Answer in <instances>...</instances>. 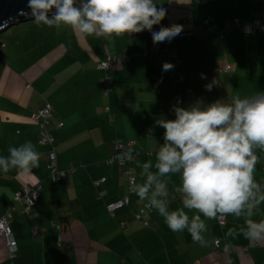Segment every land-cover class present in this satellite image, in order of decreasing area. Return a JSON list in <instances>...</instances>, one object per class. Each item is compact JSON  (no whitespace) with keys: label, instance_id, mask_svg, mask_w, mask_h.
I'll list each match as a JSON object with an SVG mask.
<instances>
[{"label":"crops","instance_id":"obj_1","mask_svg":"<svg viewBox=\"0 0 264 264\" xmlns=\"http://www.w3.org/2000/svg\"><path fill=\"white\" fill-rule=\"evenodd\" d=\"M154 3H164L167 8L161 23L183 25L181 33L208 20L217 31L229 20L264 25V0ZM187 16L192 18L191 24L183 22ZM28 22L0 34V156H8L9 146L30 141L40 161L30 173L0 171V216L12 205L15 191L36 184L41 190L33 217L15 206L10 228L17 252L10 259L0 237V264H264V239L225 235L229 228H246V219L264 220V201L251 217L247 208L239 217L224 216V226L216 219L206 220L208 231L203 235L207 245L201 246L193 242L187 229L171 231L155 209H150V227L141 226L134 215L148 201L128 192L124 165H105L115 141L132 142L126 148L137 154L134 177L136 184H143L147 173L141 174L142 166L151 160L148 171L157 172L155 153L164 142V129L154 127V121L175 119L174 111L168 109L171 105L187 108L202 100L203 108L218 99L231 103L236 95L245 98L256 90L264 91V35L230 30L220 38L202 30L188 38L162 42L158 45L163 52L144 57L143 50L154 44L147 30L97 38L71 26L56 29L38 25L34 19ZM170 51L178 55L180 63L164 71V62L173 65ZM125 56L126 63H117L105 73L96 69L108 57ZM104 75L113 86L107 95L102 93ZM214 79L219 85L206 91L205 85ZM175 95L180 100L173 103ZM46 103L53 110L47 127L54 137L52 148L39 143L37 125L31 120ZM149 128H153L152 141L146 139ZM51 149L58 170L65 172L57 182L49 179L46 168ZM254 152L261 159L254 176L264 193V152L259 148ZM158 180L168 189V196L158 199L167 201L169 211L182 207L180 193L175 191L180 174L169 173ZM96 181H100L98 186ZM99 192L104 196L99 197ZM124 196L128 204L110 216L106 205ZM192 214L189 212L190 220ZM33 227H37L35 234Z\"/></svg>","mask_w":264,"mask_h":264},{"label":"clouds","instance_id":"obj_2","mask_svg":"<svg viewBox=\"0 0 264 264\" xmlns=\"http://www.w3.org/2000/svg\"><path fill=\"white\" fill-rule=\"evenodd\" d=\"M27 8L25 14L38 25L56 29L71 26L97 38L147 30L158 45L183 31V25L161 23L167 17V8L154 0H80L79 6L76 0H27ZM154 26H159L158 30H153ZM173 67L169 62L162 65L164 71ZM201 78L207 79L204 74ZM214 85L218 86L219 81L214 79L206 84V91H211ZM230 99L231 103L218 99L203 108L202 100L187 108L174 106L175 119H156L154 127L164 129V142L155 153L157 172L148 171L153 166L149 160L142 166L141 174L147 173L145 182H129L130 191L147 200V207L164 217L171 231L180 233L187 229L193 242L201 246L207 245L203 235L208 231L206 220L227 215L239 217L245 208L251 217L253 209L264 201L261 184L254 176L259 159L254 149L264 152V91ZM148 133L146 139L152 141L153 128ZM123 156L125 161L131 160V149ZM39 161L40 154L28 141L9 146L8 156H0V171L6 174L16 169L19 173H30L39 167ZM169 173H179L181 181L175 191L180 193L182 207L171 211L166 200L158 199L168 196L166 183L158 177ZM189 212H193L191 220ZM245 225L239 231L229 228L226 237L243 234L249 240L264 239V220L256 223L246 219Z\"/></svg>","mask_w":264,"mask_h":264},{"label":"built area","instance_id":"obj_3","mask_svg":"<svg viewBox=\"0 0 264 264\" xmlns=\"http://www.w3.org/2000/svg\"><path fill=\"white\" fill-rule=\"evenodd\" d=\"M212 21V20H211ZM209 22H204L200 26L193 27L191 31H185L181 33L179 36H185V35H190L193 33L195 29L200 30L203 29L204 27L207 26L208 30H213L214 27L211 25H208ZM183 22L185 24H191L192 23V18L190 16H187L184 18ZM236 27H241L242 31L246 34H254V33H263L264 34V25L261 24L259 21H254L250 24H246L244 26H241L238 22H233V23H226L225 25V30L227 31L229 28H236ZM161 50V47L159 45H152L149 47L148 50L144 51V55H150L151 53H155ZM169 57L171 58L173 65L177 66L179 64V59L177 58V55L174 51L169 52ZM128 61V58L125 56L120 59H115L108 57L104 61L98 62L96 65V69L99 71H103L104 73L108 70H110L115 64L117 63H126ZM101 86H102V93L104 95L109 94L112 91V81L111 79L107 76L104 75L103 78L101 79ZM189 93H191L189 91ZM175 102H179V97L174 96L173 99ZM174 103V102H173ZM169 112L174 111V106H170ZM52 106L48 103L43 105L39 110H37L35 113L32 114L31 120H33L38 128V133H39V143L41 145L45 146H50L52 148L53 143H54V137L48 132V125L49 122L52 118ZM57 127L60 128L61 124H57ZM132 145V142H127L126 144H122L120 141H115L114 142V152L112 156L106 160L105 165L110 166L113 164L117 165H124L125 170L123 174L127 177V182H128V189L130 190V181H133L134 184L136 183L135 177H134V169H133V164L137 159V154L131 153V160L125 161L124 160V153L127 152V146ZM259 159L257 164L259 163ZM46 168L48 171L49 179L52 182H57L59 181L64 175V171H59L56 165V156L55 153L53 152V149L50 150L47 154V164ZM101 181V180H100ZM100 181L95 182V186H98ZM103 181V180H102ZM40 185H32L25 187L21 189L20 191H17L14 193L13 196V204H20L23 207V211L27 214L30 213L31 208L35 205V202L40 194ZM104 192H99V197H103ZM128 204V197L125 196L121 198L120 200H117L115 202L109 203L106 205V210L107 213L110 216H114L115 211L123 208ZM14 209V207H8L5 212L2 214L0 217V237H2L5 241V246L9 255L10 259H13L16 255L17 252V246L15 243V240L13 238L11 228H10V221H11V212ZM149 214H150V209L147 207V204L140 208L134 215V218L140 223L141 226L143 227H149ZM217 223L219 226H224L225 223V218L224 216H218L216 219ZM37 227L32 228L33 234L36 233ZM58 238V242H59ZM219 241L215 240L214 245L218 246ZM224 251H226V248H223Z\"/></svg>","mask_w":264,"mask_h":264},{"label":"water","instance_id":"obj_4","mask_svg":"<svg viewBox=\"0 0 264 264\" xmlns=\"http://www.w3.org/2000/svg\"><path fill=\"white\" fill-rule=\"evenodd\" d=\"M76 4L79 6L80 0H76ZM28 11L27 0H0V34L18 24L33 20L25 14Z\"/></svg>","mask_w":264,"mask_h":264},{"label":"trees","instance_id":"obj_5","mask_svg":"<svg viewBox=\"0 0 264 264\" xmlns=\"http://www.w3.org/2000/svg\"><path fill=\"white\" fill-rule=\"evenodd\" d=\"M209 22H210V20H208ZM208 21H205V22H208ZM236 20H229V21H225L224 22V24H223V26H222V28H221V30H219V31H217V29H216V27L212 24V26L214 27V29L212 30H208V28H207V26L206 27H204L203 29H200V30H197V29H195L194 31H193V33L192 34H190V35H185V36H182V39L183 38H188V37H191V36H193V35H195V34H197V33H199V31H202V30H205V31H207V32H215V33H217L218 35H219V37L220 38H223V36L226 34V33H228V31H230V30H234V31H237V32H239V33H241V34H244V35H254V34H259V35H264L263 33H254V34H246V33H244L243 31H242V29H241V27H236V28H229L227 31H224L225 30V25H226V23L228 22V23H233V22H235ZM236 22H238L241 26H244V25H246V24H250V23H252V22H254V21H251V22H246V23H241V22H239V21H236ZM201 24H203V22L201 23ZM201 24H198V25H196L195 27H197V26H200ZM210 23L208 24V25H211ZM177 37H180V36H177ZM153 45H157V44H153ZM150 46H152V45H150ZM149 46V47H150ZM160 46V45H159ZM149 47L148 48H146L145 50H143V52L141 53V55L142 56H144V57H146V56H150L151 54H154V53H151L150 55H144V51H146V50H148L149 49ZM161 47V46H160ZM163 52V49H161L160 51H158V52ZM158 52H155V53H158ZM177 55V54H176ZM177 58H178V55H177ZM179 59V58H178ZM179 63H180V60H179ZM97 65V64H96ZM179 65V64H178ZM177 65V66H178ZM176 67V66H175ZM189 91L190 90H188V93H189ZM174 99V98H173ZM173 102L174 103H176L174 100H173ZM259 163L261 162V159L259 158ZM257 165V164H256ZM48 177H49V175H48ZM136 184V183H135ZM129 187H128V182H127V189H128ZM18 191H20V190H18ZM15 192H17V191H15ZM14 192V193H15ZM128 192H131L129 189H128ZM14 193H13V196H14ZM13 196H12V199H13ZM39 197V196H38ZM125 197V196H124ZM123 198V197H122ZM38 199V198H37ZM120 200V199H119ZM146 204H144V205H142V207H144ZM15 206H20L21 207V209H22V211H23V207L20 205V204H13V201H12V205H10L9 207H14V209H15ZM35 206V205H34ZM33 206V207H34ZM33 207L31 208V210H30V213L29 214H27V213H25L24 211V213L26 214V215H28L29 217H33V215H32V209H33ZM125 207V206H124ZM141 207V208H142ZM8 208V207H7ZM6 208V209H7ZM14 209L12 210V212L14 211ZM107 211V210H106ZM5 212V211H4ZM3 212V213H4ZM12 212H11V218H12ZM2 216V215H1ZM0 216V217H1ZM150 216V215H149ZM150 220V219H149ZM11 222V221H10ZM149 225H150V223H149ZM150 227V226H149ZM148 228V227H147Z\"/></svg>","mask_w":264,"mask_h":264},{"label":"rangeland","instance_id":"obj_6","mask_svg":"<svg viewBox=\"0 0 264 264\" xmlns=\"http://www.w3.org/2000/svg\"><path fill=\"white\" fill-rule=\"evenodd\" d=\"M26 23H29V22H26ZM26 23H22V24H26ZM12 28V27H11Z\"/></svg>","mask_w":264,"mask_h":264}]
</instances>
